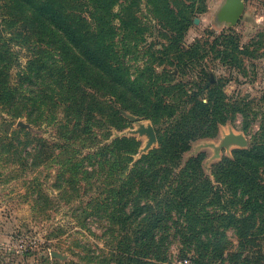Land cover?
<instances>
[{"label": "trees", "instance_id": "16d2710c", "mask_svg": "<svg viewBox=\"0 0 264 264\" xmlns=\"http://www.w3.org/2000/svg\"><path fill=\"white\" fill-rule=\"evenodd\" d=\"M143 4L152 20L172 32L173 43L196 9L205 11L206 5L199 0H0V103L36 122L46 108H64L61 124L69 141L70 135L98 138L92 129L106 123L122 128L118 122L128 114L153 123L158 147L137 161L140 142L124 137L67 165L83 174L80 163L89 160L93 175L105 177L99 213L115 234L117 264H169L176 240L195 264H264L256 244L264 241V116L252 144L215 164L213 179L205 173L204 154L183 164L194 142L215 137L239 113L244 120L249 114L247 106L228 101L220 82L205 95L190 93L187 84L160 82L150 63L143 70L130 64L129 55L139 60L148 30L140 16ZM13 45L32 54L18 86L10 82L17 64ZM190 51L178 69L196 55L204 60L208 50L197 42ZM229 229L239 238L234 252L219 246Z\"/></svg>", "mask_w": 264, "mask_h": 264}, {"label": "rangeland", "instance_id": "374dc122", "mask_svg": "<svg viewBox=\"0 0 264 264\" xmlns=\"http://www.w3.org/2000/svg\"><path fill=\"white\" fill-rule=\"evenodd\" d=\"M199 1L205 2V11L196 9L190 25L176 34V43L171 41L172 32L152 20L143 4L140 16L148 30L139 60L133 55L129 60L142 70L149 63L154 65L160 82L187 84L185 89L190 93L205 95L208 87L220 82L228 101L247 106L244 109L249 119L244 120L239 113L235 120L220 126L215 137L194 142L183 157L185 164L204 154L205 173L213 179V166L232 157L234 150L243 149L222 148L225 136L244 135L249 147L264 116V0H242L244 11L235 24L221 18L228 0ZM2 16L0 10V28ZM197 42L208 50L205 59L194 54L187 67L178 69L177 63L191 56L190 49ZM12 49L17 53V64L10 82L18 86L19 74L25 71L32 54L20 46L13 45ZM160 93L166 94L163 90ZM63 109L46 108L36 122L26 113H15L0 103V264H117L112 252L115 234L99 213V199L106 197L102 194L105 177L96 172L93 175L89 160L80 163L83 174L72 165L124 137L140 142L134 157L137 161L158 147L157 142L146 151L149 138L138 133L143 125H154L128 114L125 122H118L122 128L106 123L92 129L98 138L70 135L69 141L62 130ZM70 161L72 165L67 166ZM256 244L264 257V241ZM238 245L234 229L227 230L219 242L220 248L231 252ZM180 246L178 240L171 245L169 264L184 260L195 264L192 254L181 253ZM225 263L235 264L230 260Z\"/></svg>", "mask_w": 264, "mask_h": 264}, {"label": "water", "instance_id": "95a60500", "mask_svg": "<svg viewBox=\"0 0 264 264\" xmlns=\"http://www.w3.org/2000/svg\"><path fill=\"white\" fill-rule=\"evenodd\" d=\"M243 11L244 3L242 0H228L226 6L222 11L221 18L223 20L230 21L235 24L240 20ZM131 118L135 119L134 117ZM138 133L140 135H147L149 138L148 143L146 145V151H150L152 147L158 142L156 129L152 125H143L138 131ZM248 144V140L244 135L230 133L225 136L221 147L228 148L230 146H238L241 148H247Z\"/></svg>", "mask_w": 264, "mask_h": 264}, {"label": "built area", "instance_id": "2783aa9c", "mask_svg": "<svg viewBox=\"0 0 264 264\" xmlns=\"http://www.w3.org/2000/svg\"><path fill=\"white\" fill-rule=\"evenodd\" d=\"M181 264H191L190 260H184L181 262Z\"/></svg>", "mask_w": 264, "mask_h": 264}]
</instances>
